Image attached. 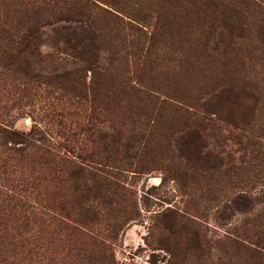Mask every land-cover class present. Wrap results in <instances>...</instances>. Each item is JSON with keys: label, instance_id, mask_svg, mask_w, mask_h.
<instances>
[{"label": "rangeland", "instance_id": "374dc122", "mask_svg": "<svg viewBox=\"0 0 264 264\" xmlns=\"http://www.w3.org/2000/svg\"><path fill=\"white\" fill-rule=\"evenodd\" d=\"M0 264H264V0H0Z\"/></svg>", "mask_w": 264, "mask_h": 264}, {"label": "trees", "instance_id": "16d2710c", "mask_svg": "<svg viewBox=\"0 0 264 264\" xmlns=\"http://www.w3.org/2000/svg\"><path fill=\"white\" fill-rule=\"evenodd\" d=\"M25 52L26 45L23 39H9L7 45L4 48L0 47V59L5 60L10 65H13L15 62H17L21 66L20 72H25V69L29 68L28 57L26 56Z\"/></svg>", "mask_w": 264, "mask_h": 264}]
</instances>
